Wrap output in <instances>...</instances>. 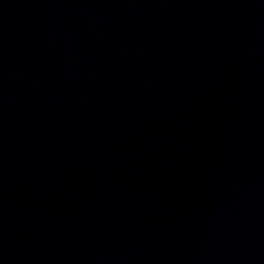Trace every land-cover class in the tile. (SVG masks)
<instances>
[{"label":"water","instance_id":"1","mask_svg":"<svg viewBox=\"0 0 264 264\" xmlns=\"http://www.w3.org/2000/svg\"><path fill=\"white\" fill-rule=\"evenodd\" d=\"M0 264H264V0H0Z\"/></svg>","mask_w":264,"mask_h":264}]
</instances>
